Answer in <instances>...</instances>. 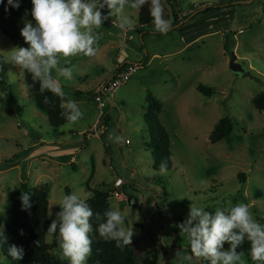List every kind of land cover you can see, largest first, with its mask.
<instances>
[{"label":"rangeland","instance_id":"374dc122","mask_svg":"<svg viewBox=\"0 0 264 264\" xmlns=\"http://www.w3.org/2000/svg\"><path fill=\"white\" fill-rule=\"evenodd\" d=\"M235 1L161 0L169 22L173 12L183 17L193 8L196 12L212 4L223 5L195 18L203 17L211 31L219 27L226 31L187 48H180L187 40L179 38L176 30L145 36L147 49L173 55L138 70L113 95L114 106L105 101L99 119L107 125L102 137L91 133L99 112L94 90L119 66L126 41L142 44L136 33L137 9L125 6L122 14L109 13L102 27L95 30L98 41L94 56L77 54L61 60L60 67L72 70L71 78L54 70L63 97L76 101L83 113L76 123L60 127L48 124L46 114L28 95L24 69L8 59L13 48L28 46L20 30L32 19V5L17 21V41L0 31V60L5 64L8 84L0 82V228L4 230L10 221L14 201L24 192L20 187L23 182L28 192L47 185V230L60 211L58 204L67 194L65 189L81 197L88 196L90 190H109L111 207L125 216L130 211L128 224L132 223L134 234L123 252L134 264H188L190 247L178 226L186 219L190 205L213 212L229 202L246 204L254 219L264 222V111L252 105V98L264 90V0ZM148 3L151 5V0ZM121 15L129 21L123 28ZM225 44L232 50L237 45L235 61L243 72L229 68ZM197 85L212 87L214 93L204 96L196 90ZM9 92L14 98L12 113L7 108ZM75 92L81 94L76 96ZM148 93L161 103L159 120L170 138L172 165L165 173L152 168L151 152L144 146L149 140L144 122ZM226 116L234 121L231 134L211 143L214 125ZM110 136L123 139L116 143ZM57 140L64 144L54 143ZM36 142L42 147L33 146ZM117 180L125 183L129 192L124 193L123 186L116 191L125 199L130 196L136 205L114 197L113 183ZM45 242L55 264H68L62 257L58 234L46 231ZM0 264H8L3 255ZM191 264L206 262L193 257Z\"/></svg>","mask_w":264,"mask_h":264},{"label":"clouds","instance_id":"9594fccd","mask_svg":"<svg viewBox=\"0 0 264 264\" xmlns=\"http://www.w3.org/2000/svg\"><path fill=\"white\" fill-rule=\"evenodd\" d=\"M149 0H31V20H26L20 30L27 47L13 48L9 62L18 65L31 74L40 84V91H50L64 96L60 82L54 77V70L62 77L71 78L72 70L60 67L61 60L77 54L94 56L98 34L109 18V13L122 14L125 6L142 8ZM5 0H0V4ZM21 0H6V10L20 7ZM108 14H104V10ZM150 15L156 30L166 34L171 29L170 22L164 17L161 0H151ZM128 17L121 15L123 28ZM47 100V98H45ZM62 116L70 123H76L83 117L76 101H68ZM116 143L122 137H109ZM161 173L167 171L166 162H161ZM21 203L31 207L30 194H21ZM90 196L66 194L59 205L60 211L51 220L48 232L57 235L62 257L68 264H87L92 252L93 231L91 220L93 210L88 203ZM2 211V209H0ZM98 220L97 231L103 239L117 244H131L134 234L133 225L129 226L130 211L125 216L118 208H112L103 217L95 214ZM180 234L185 236L189 247L188 264L193 257L203 259L206 264H247L244 253L238 251L247 240L250 243V256L256 264H264V222L254 219L248 205L229 202L217 207L213 212L205 207L190 205L186 219L178 226ZM6 243L3 229L0 228V247ZM227 244V248L225 245ZM7 254L12 260L23 258L21 246L10 245ZM2 255V254H0Z\"/></svg>","mask_w":264,"mask_h":264},{"label":"trees","instance_id":"16d2710c","mask_svg":"<svg viewBox=\"0 0 264 264\" xmlns=\"http://www.w3.org/2000/svg\"><path fill=\"white\" fill-rule=\"evenodd\" d=\"M31 5V0H21L18 9H13L8 6L6 10V0L5 3L0 4V31L11 41H17L19 39L17 21ZM150 7L151 5L146 3L142 8L138 9L137 33L144 32V34H147L150 31H156L153 19L150 15ZM219 7L224 6L212 4L198 9L194 18L198 14H204ZM194 10L195 9H193V11ZM104 14H108L107 9L104 10ZM224 49L229 55L230 60H236V56L232 49L228 48L226 44L224 45ZM0 65V82L8 87L4 75L5 64H3L1 60ZM125 65L126 63L118 67L123 68ZM118 67L115 70H117ZM23 77L29 97H31L36 106L46 114L48 124L52 127H60L69 123V121L62 116V112H64V105L62 103L67 101V99L63 96H57L50 91L41 92L39 82L34 81L31 74L26 70L23 72ZM196 90L204 96H211L214 93V88L206 85H197ZM80 94L79 92H75L76 96ZM45 98H47V100ZM13 99V94L9 92L7 108L10 109L11 113ZM146 100L147 107L144 111V122L149 133V140L144 146L151 152V159L153 161L152 168L160 172V165L163 161L166 162L168 171L172 165L170 138L165 127L159 120L161 103L151 93L147 94ZM252 105L256 110L264 111V90L252 98ZM233 122V119L228 116L219 119L213 127L209 136V141L211 143H216L229 136L233 130ZM20 187L24 192H28V185L25 182H23ZM65 191L68 194L66 189ZM122 191L126 193L125 185H123ZM28 193L30 194L31 207L25 208L20 198L14 201L10 210V221L3 230L6 243L0 247V251L8 264H55V259L49 252V245L45 242L49 206V191L47 185H40L37 189ZM88 196L91 197L88 203L93 210L94 216L91 220L93 231L89 234L92 239V252L87 259V264H134L132 258L123 252L125 246L123 242L117 244L114 241H107L100 237L97 231L98 225L103 222V220H98L95 214L98 213L100 217H103L107 210L112 209L108 202L109 190H90ZM128 199L131 200V197L129 196ZM131 204L136 205L135 203ZM10 245H17L23 248L24 254L22 259L12 260V258L8 256L7 249ZM250 247V243L245 240L238 251L244 253V257L248 264H256V262L251 259ZM225 248H227V244ZM149 264L154 263L150 261Z\"/></svg>","mask_w":264,"mask_h":264},{"label":"crops","instance_id":"0c3cea01","mask_svg":"<svg viewBox=\"0 0 264 264\" xmlns=\"http://www.w3.org/2000/svg\"><path fill=\"white\" fill-rule=\"evenodd\" d=\"M240 0H237V1H235V2H233V3H237V2H239ZM194 9V8H193ZM193 9L192 10H188L189 12H186L185 14H184V16L182 17V16H180V15H178V13H175V12H173V20L170 22L172 25V27H171V29L167 32V33H169V32H171V31H173V30H176V32L178 33V36H179V38L181 37V39H183V41H186L187 40V42H186V44H185V46H181L180 48H187L188 46L190 47V46H193L194 45V43L195 42H197V41H199V40H201L202 38H204V37H206V36H210V35H215V34H218V33H224L223 31H226L225 29L226 28H221V27H219V28H216V29H214V30H209V29H207L206 27H205V24H204V19H203V17H200L199 19L198 18H194V16H195V11H193ZM137 11V16H138V9L136 10ZM192 12H194V13H192ZM190 13H192V14H190ZM176 16V17H175ZM175 17V18H174ZM256 17H258V16H256ZM190 19V20H189ZM255 20V19H254ZM202 22H203V24H202ZM238 32L240 31L241 32V29H238L237 30ZM137 33V32H136ZM155 33H160V32H158V31H150V32H148L147 34H144V32H142V33H137L138 35H140V37H141V39H142V44H140V45H135L133 42H132V40L131 39H129V42H127L126 41V43H125V45L123 46V54L124 55H122V57H121V60L120 61H118V64H119V66H121V65H123V64H128V63H134V62H137V63H140L141 64V66H143V67H140V69L139 70H141V69H143V68H145L147 65H149V63H151L152 61H154L155 59H166V58H168V57H170V56H172L173 54L172 53H164V54H158L155 50L153 51L152 49L151 50H149V49H147V46H145L144 44H143V39H144V37L146 36L147 38H150V37H152L153 36V34H155ZM161 34V33H160ZM131 38V37H130ZM224 47V46H223ZM236 48H237V45L236 46H234V48H233V52H234V55H236L235 54V50H236ZM126 52H128V53H126ZM124 56V57H123ZM120 59V58H119ZM118 59V60H119ZM142 63H143V65H142ZM113 73H114V69L113 70H111L106 76H104L103 77V79L101 80V81H106V80H108V79H110L111 77H112V75H113ZM100 81V82H101ZM99 82V83H100ZM98 85V84H97ZM123 86V85H122ZM115 98V97H114ZM113 97H110L109 99H107V102L106 103H110V105H112V106H114V99ZM67 99V98H66ZM69 101V99H67V101H64L62 104L65 106V104L67 103ZM98 109V108H97ZM98 114H99V112H98ZM105 116H106V113H105ZM107 117V116H106ZM107 119H108V121H109V118L107 117ZM99 120H98V116H97V118L95 119V121H94V123H93V125H92V127L98 122ZM100 122H101V120H100ZM99 123V122H98ZM103 124V126H105V128H107V125L105 124V121H103V123H100V125H102ZM106 131H107V129H105L104 130V132L103 133H94V134H92V136L94 137V136H97V135H100L101 137H102V135H104L105 133H106ZM84 132V131H83ZM83 132H80V134L81 135H85V134H83ZM54 143H59V145L60 144H64V142H62L61 140H57V142H54ZM40 143L38 142H36V143H34V145L33 146H37V145H39ZM51 145H53V144H51ZM40 147H42L41 145H39ZM65 146V145H64ZM67 148V147H66ZM68 148H70V147H68ZM47 150H52V147H47ZM55 151H57V150H55ZM117 181H115L114 183H113V187L115 188V190H117V188L119 187H116L115 185V183H116ZM125 183H122V186L124 185ZM126 186V185H125ZM127 188V187H126ZM128 190H129V188H127ZM129 192V191H128ZM127 191H126V193H128ZM109 196H112V195H109ZM108 202H109V199H108ZM109 204H110V202H109ZM110 207H111V205H110ZM112 208V207H111Z\"/></svg>","mask_w":264,"mask_h":264},{"label":"built area","instance_id":"2783aa9c","mask_svg":"<svg viewBox=\"0 0 264 264\" xmlns=\"http://www.w3.org/2000/svg\"><path fill=\"white\" fill-rule=\"evenodd\" d=\"M141 64L134 62V63H128L123 68L118 67L117 70L113 73L112 77L104 82H101L97 85V87L94 90V101L97 105V108L99 110L98 114V120L103 116V107L105 105V101L109 99L110 97H113V95L117 92V90L127 83L130 78L140 69ZM99 122V121H98ZM96 123L92 129L91 133H103L106 129L105 126L100 125V123ZM116 187L122 186L121 181L117 180L115 183ZM114 197H118L119 200H127L128 203H133L132 200H128L127 198H124V195L118 191H114Z\"/></svg>","mask_w":264,"mask_h":264},{"label":"water","instance_id":"95a60500","mask_svg":"<svg viewBox=\"0 0 264 264\" xmlns=\"http://www.w3.org/2000/svg\"><path fill=\"white\" fill-rule=\"evenodd\" d=\"M229 68L232 70V71H235V72H243V68H242V65L239 64L238 62H236L235 60H230L229 61Z\"/></svg>","mask_w":264,"mask_h":264}]
</instances>
